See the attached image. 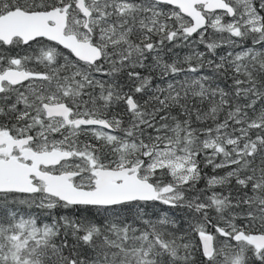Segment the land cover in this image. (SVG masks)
Masks as SVG:
<instances>
[{"label": "snow or ice", "instance_id": "snow-or-ice-1", "mask_svg": "<svg viewBox=\"0 0 264 264\" xmlns=\"http://www.w3.org/2000/svg\"><path fill=\"white\" fill-rule=\"evenodd\" d=\"M0 264H264V0H0Z\"/></svg>", "mask_w": 264, "mask_h": 264}, {"label": "trees", "instance_id": "trees-1", "mask_svg": "<svg viewBox=\"0 0 264 264\" xmlns=\"http://www.w3.org/2000/svg\"><path fill=\"white\" fill-rule=\"evenodd\" d=\"M201 50H203L202 47H201ZM177 51L180 52V53H182V54H184V53H186L188 50H187V49H177ZM218 51H223V50H218ZM201 186H203V185H201Z\"/></svg>", "mask_w": 264, "mask_h": 264}, {"label": "flooded vegetation", "instance_id": "flooded-vegetation-1", "mask_svg": "<svg viewBox=\"0 0 264 264\" xmlns=\"http://www.w3.org/2000/svg\"><path fill=\"white\" fill-rule=\"evenodd\" d=\"M181 55H183L182 53H180Z\"/></svg>", "mask_w": 264, "mask_h": 264}]
</instances>
